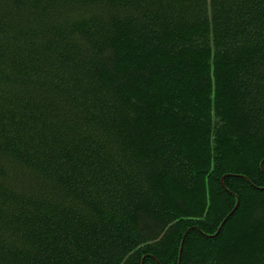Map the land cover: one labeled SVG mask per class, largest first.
<instances>
[{"label": "trees", "instance_id": "obj_1", "mask_svg": "<svg viewBox=\"0 0 264 264\" xmlns=\"http://www.w3.org/2000/svg\"><path fill=\"white\" fill-rule=\"evenodd\" d=\"M0 264H264V0H0Z\"/></svg>", "mask_w": 264, "mask_h": 264}]
</instances>
